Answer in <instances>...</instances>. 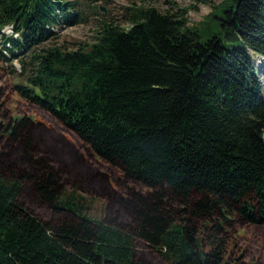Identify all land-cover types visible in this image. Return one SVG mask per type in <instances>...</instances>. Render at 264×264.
<instances>
[{
	"label": "trees",
	"instance_id": "trees-1",
	"mask_svg": "<svg viewBox=\"0 0 264 264\" xmlns=\"http://www.w3.org/2000/svg\"><path fill=\"white\" fill-rule=\"evenodd\" d=\"M81 5L0 0V62L52 122L13 118L0 89V264H243L236 225L264 226V0L191 26L135 4L93 43L41 48ZM69 187L106 201L101 221Z\"/></svg>",
	"mask_w": 264,
	"mask_h": 264
},
{
	"label": "rangeland",
	"instance_id": "rangeland-1",
	"mask_svg": "<svg viewBox=\"0 0 264 264\" xmlns=\"http://www.w3.org/2000/svg\"><path fill=\"white\" fill-rule=\"evenodd\" d=\"M110 2L93 3L90 0H80L83 12L87 13V22L74 27H63L57 30L58 39L44 44L41 48L49 47L53 44H62L69 49H76L79 43H93L96 41L98 32L103 23L112 21L117 24L127 26L125 15L128 8L141 6L144 8H155L161 13H175L182 9L188 10L189 25L197 24L205 16L210 14L214 4H220L224 0H109ZM91 6V7H89ZM100 6L105 10L95 9ZM10 33V32H9ZM256 70L264 91V57L254 55ZM16 74L12 75L9 65L0 62V89H2V101L7 110L11 111L13 118H20L26 115L34 120L36 124L44 123L51 125L52 122L44 116L37 108L32 107L22 100L13 91L15 84L26 85L25 77H20L22 71L19 63H13ZM69 140L73 141L68 135ZM75 142V141H74ZM63 201L70 202L67 205L80 211L86 207L84 213L91 219L101 221L104 213L106 201L103 198L76 191L74 188H67ZM233 241L236 243L232 251L235 252L234 259L243 256V264H264V226L255 227L246 223L236 225L233 232Z\"/></svg>",
	"mask_w": 264,
	"mask_h": 264
},
{
	"label": "water",
	"instance_id": "water-1",
	"mask_svg": "<svg viewBox=\"0 0 264 264\" xmlns=\"http://www.w3.org/2000/svg\"><path fill=\"white\" fill-rule=\"evenodd\" d=\"M103 9V8H102ZM104 11V10H103Z\"/></svg>",
	"mask_w": 264,
	"mask_h": 264
}]
</instances>
